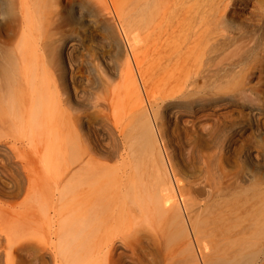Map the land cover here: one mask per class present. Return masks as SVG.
I'll return each instance as SVG.
<instances>
[{
    "label": "bare ground",
    "instance_id": "bare-ground-1",
    "mask_svg": "<svg viewBox=\"0 0 264 264\" xmlns=\"http://www.w3.org/2000/svg\"><path fill=\"white\" fill-rule=\"evenodd\" d=\"M103 1V3L109 4L113 11L115 10L114 13L116 12L115 7L118 4H114L117 0L115 2H113L114 0ZM141 1L137 0L138 4L140 3L137 6V13L139 12L138 16H141V22H139L142 25H137L139 19H135L138 28L136 29L133 26L134 22H131L135 28L131 30L132 32L136 30L139 32L141 26V33L139 32V34L144 35L140 40L142 43L137 46V49L142 52L137 63L141 65V68L142 66L147 68L146 65L153 61L152 65L149 64V66H156L151 68L155 69L156 74L153 75L152 70L150 78L153 75V77L155 76L154 79L157 78V81L154 80L156 81L155 87L150 84L151 93L149 92V94L154 99L155 124L161 133L162 141H165L166 146L164 147L170 151L168 152L170 154L168 156L170 157V165L168 164L170 172L167 171L163 163L164 159H161L158 151L152 123L149 122L148 116L140 107L143 104V102L141 104L142 94L135 93L139 88L135 80L132 79L133 77H131V81L133 80L134 82H132L136 86L129 81L130 78L128 79L129 84L132 83L130 85L135 91V94L133 93L135 96H133L136 100L135 115L133 114L132 122L129 120L131 125L123 124L119 118L111 121L109 114L105 115L106 113L95 116V119L78 110L81 97L85 92L74 86L75 75L73 69H71L72 60L69 56L74 46L72 39L66 40L67 42L63 45L60 43L62 46H60L59 54L68 57L71 71L64 70V76L65 79L69 76L73 92L69 91L67 87L59 91L57 85L51 83L52 80L50 82L44 81L48 73L45 68L49 56L47 61L44 58V55H48L47 52L50 49L48 43H35L36 45L32 47L35 49L33 51L29 50V52L26 50L27 45H24V42L22 45V41L15 42L12 47L10 45L7 48L4 47L6 44L2 45L0 42V192L4 190L24 192L25 196L30 197V200L33 201V206L35 205L41 212L46 214L58 207V201L62 199L63 191H60L61 186H63L62 183L65 181L70 182L72 179L74 184L70 188L73 189L74 194L73 222L66 227V231L61 232L60 230L58 232V229H52L53 223L50 220L48 221L50 236L54 235L57 240L65 241L72 251H75V248L82 249V245L85 246V241L90 239L91 232L93 234L99 224L103 228L105 227L103 224L107 220V227L108 225L112 228L114 226V228H117L119 225V227H122V224L127 223L125 221L127 219L129 221L130 217L133 218L136 212L138 214H141V212L146 213L144 216H142L143 214L138 216L141 219L148 217L146 216L147 212L156 215L158 221L165 217L167 223L169 222L170 225L181 228L176 229H178L177 231L181 230L182 233L187 222H184L181 210L186 209L187 205L185 203L183 205H186L185 208L179 209L181 203L178 205V197L175 194L176 191H174L171 178H173L174 183L176 182L175 186L181 184V187H177L183 196H180V198H184L185 202L187 200L188 206H194V209H196L195 204L198 203L197 196L196 199L194 196L200 189L202 191L206 190V195L212 197L215 192L225 194L230 189L238 187L244 181L243 177L249 181L254 178L248 172L245 175L242 173L243 176H240L238 172H235L238 171L237 169L232 172L228 170V172L222 162L225 153L232 154L236 150L235 143L237 142H235L234 132L239 131L240 133L242 131L243 133V129L248 128L257 134L259 133V137L264 135V127L261 128L264 122V83L262 82L264 67L261 65V61L263 63L264 60V0H150L154 4L152 5L155 10L151 8L152 5L149 4V0L142 1V3ZM92 2L96 1L92 0ZM170 3L175 10L172 9ZM24 4L21 0L19 10L21 24H24L27 20ZM93 6L95 5L93 4ZM106 6L108 8V5ZM124 6H126L125 3L122 8ZM155 6L157 7L155 8ZM14 7V4H9L5 9L0 5V20L3 21L6 18L5 16L14 17ZM177 10L181 11L182 14L177 16ZM124 13H126V10ZM120 17L124 21L125 16ZM246 20H257L258 24L247 23ZM125 23V26H128L127 21ZM97 25L95 23V27ZM102 26L99 25L96 29L107 31ZM110 41V43H115L114 39ZM142 69L146 71V69ZM128 70H130V67H128ZM128 73L132 74V72ZM147 76L149 79L148 73ZM255 76H258L259 81L253 83L254 80L252 82V79ZM142 80L147 81L146 78ZM146 81L145 84L147 85L148 82ZM154 81H152V84H154ZM239 107H241V110L242 108L246 110L249 118L245 124H239L237 121L236 115L239 116V112L240 115L242 114V111H237ZM170 122L174 123L175 126L177 125V127L180 124L192 128L194 131L200 130L201 133L207 136L204 144L207 147L212 146L214 152L208 153L207 156H201L197 149H194L195 152H193L206 169H209L210 159L213 157L215 159L217 175L208 182L206 187L202 185L199 187L197 182H193L191 179L187 180L189 178L186 177V179L182 174L183 172L179 168L180 165L175 160L176 152L172 149V143L168 138L169 134H167V127L168 125L171 126ZM65 124L68 129L67 134L71 137L68 138L70 140H66L67 142L62 138V127ZM127 128L130 130H127ZM225 129L231 132L232 135L223 138V130ZM127 131L129 132L128 137L126 135ZM126 137L130 139V143L127 142ZM201 140L203 141V139ZM118 142H120V145H118ZM64 146H67L66 148L70 147L67 151L70 149L74 153L71 157L68 156L70 158L64 157L65 159H57L59 161L56 162L53 154L56 156ZM119 148L122 149V153L119 152ZM217 149L220 150L218 154L215 153ZM124 151H128L125 156L123 155ZM252 152V150L245 152L244 157L246 160L243 163L247 165V169H264V164L258 161L259 156L257 158L259 153L253 155ZM51 153H53V156H50ZM58 157L60 158V155H57ZM117 159L121 160V163L117 166H115V162H113L114 166L109 164V162L112 163ZM54 160L55 162H53ZM127 160L132 161L135 165L132 164L133 166L131 165L128 168V164L127 168L124 167L123 163L125 161L127 163ZM234 163L236 162L234 161ZM169 173L172 177L169 176ZM258 181L260 180L258 179ZM235 189L232 191L234 192ZM225 190L227 191L225 192ZM232 191L230 192L234 194ZM219 193L216 195L218 196ZM217 204L221 203L218 202ZM223 207L224 205L220 207V210ZM208 211L211 212V210ZM223 211L219 214L222 217V220L220 219L222 221L221 225L217 223L219 222L217 220L216 224L218 225L203 229L206 231H203L202 234L200 232L195 234L198 236L200 233L199 240L213 246V261L210 263V261L205 260L204 264H264V211L261 212L260 209L259 213H255V217H251L253 220L256 218L255 222L250 223L247 221L249 223H238L239 225H237L239 221H236L234 210H232L234 212H231V210ZM215 214L217 213L215 212ZM248 216L250 217V214ZM240 218L243 219L242 216ZM134 219H137L136 215ZM101 221L103 222L102 225ZM96 223L97 225H95ZM35 224L37 226L40 223ZM124 225L126 229L129 226ZM194 226L195 224L193 228ZM198 226L197 228H201ZM73 227L74 231L70 232ZM98 230L100 231V229ZM123 234L126 233L123 232ZM173 235L175 236V234ZM180 237L183 238L182 235ZM1 241L2 234L0 233V243ZM118 241L120 244L116 242L107 243L106 255H109L115 261H110L112 264H123V259H126L127 262L130 261L131 254L132 256L135 254L132 253V250L138 247L133 244L135 248L132 246L134 248L132 249L131 246L125 243L126 240L124 241V239ZM135 241L138 245L139 238ZM6 242V257L2 261L1 258L3 257L0 256V264H10L6 258L10 255L13 246L15 249H20L27 245H25L27 242L25 240L16 241V245H13L9 239H6ZM141 242L140 240L139 244ZM117 245H121L123 248L121 253H117ZM210 250L212 251V248ZM39 251L41 255L45 256L47 254L45 247L39 248ZM189 251L193 250L190 248L188 253H190ZM72 253L74 254V252ZM116 253L118 258L115 259ZM208 253L211 254L210 251L203 254L205 258L207 257V260L209 258ZM188 255L187 264H198V258H195L197 254ZM109 256L107 257L109 258ZM52 259L54 261L57 259L55 253L52 254Z\"/></svg>",
    "mask_w": 264,
    "mask_h": 264
},
{
    "label": "rangeland",
    "instance_id": "rangeland-1",
    "mask_svg": "<svg viewBox=\"0 0 264 264\" xmlns=\"http://www.w3.org/2000/svg\"><path fill=\"white\" fill-rule=\"evenodd\" d=\"M22 1L25 3L24 6H25V13H26V18H27L24 24H21V16H20V11H19L21 0H0V5L4 7L5 9L9 6V4L10 5L14 4L15 6L14 7L15 8L14 17L5 16L6 18L3 17L4 18L3 21L0 20V42L2 43V45L6 44V46L4 47L7 48V46H10V45L12 47L13 44H15V42L22 41V45H23V42H24V45H27L26 47L27 51L29 50L33 51L35 48L33 49L32 47L36 45L35 43H44V42L46 44L48 43L47 45H49L50 49L48 50L49 52H47L48 55L47 54L44 55V58L46 59V61H47V57L49 56L48 57L49 60L47 61L46 63L47 65L45 68L46 72L48 73L44 81L50 82V80H52L51 83L54 85L56 84L59 91H62L65 87H67L69 88V91L73 92V89H72L73 87H72V83H70L69 81V76L66 79L64 76V70L65 71L67 70L70 72L71 69H73L72 71H74L73 74L75 75V76L73 75L75 88L82 89L85 92L83 93L81 97V100H80L81 104L78 110H80L81 113L92 116L94 118L95 116L97 117V115L100 116L103 113H106L105 115L109 114L108 116L111 118V121L114 120L115 118H119L121 122H123V124L126 123L125 125H128V124L131 125V122L133 120V114L135 113V110H136L135 108L136 100H134L135 99L134 94L138 92L141 93L142 94L141 99H143L141 101V104L142 102L143 104L140 105V107H142V110L148 116L147 118H149V122L153 124V125L151 124V126L153 127V130L156 132V133L154 132V135H155V139L157 142V147L159 148L157 149L161 155V159L162 158L164 159L163 163L166 166L167 171H169L168 164L170 165V161H169L170 157L168 156H170V154L168 152L170 151L166 150V147H164L166 146L165 141L164 140L162 141L163 138L161 136V133L159 132V129L155 124L156 116H155V108H154L155 107L154 99L153 97H151L152 95L149 94V92L151 93V85H154L155 87V82L157 81V78H155L156 81H154L155 76L153 77V75L156 74V71L154 72L155 69L154 70L151 69L156 66H152V67L149 66V64L153 62V61L152 62L150 61V63L146 65L147 68L145 66H142L144 70L146 69L147 71L146 72V71H143V69L141 68V65L137 63V61H139L140 59V54L142 55V52H140L141 50L139 51L137 49L138 48L137 46L140 43H142V41L140 40L143 38L144 35L139 34V32L141 33V28H142L141 26H140L139 32L137 30L135 32L134 31L132 32V30L135 28L137 29L138 28L137 25H142V23L140 24L141 16H138L139 12L137 13V6L140 3L138 4L137 0H117V1L114 0L113 2L116 1V4L114 3L113 4L114 5L118 4L117 7H115L116 12L114 13L115 10L113 11V9L109 7V4L103 3L104 2L103 0H93L96 2H92V0H58V1L57 0H49V1L47 0L48 2L47 1L45 2L44 0H22ZM123 1L126 6L122 8V6L124 5ZM142 1L146 2L147 0H142ZM151 2L152 1H150L149 4L152 5L153 3ZM93 4L95 6H93ZM106 5H108V8ZM153 5L151 7L152 9H154ZM156 7L157 6H155V8ZM171 7L173 10H175L173 5H171ZM124 8L126 10V13H124L125 12ZM120 10L122 11L120 12ZM122 12L125 15H123ZM177 13H178L177 16L182 14L181 11H178V10H177ZM136 14L137 16H135ZM120 16H122V18L123 16H125L124 21L125 22L127 21L128 26L127 25L126 26L128 28L125 26L126 23L123 20H121ZM134 17H137V18H134ZM125 18H128V19H125ZM135 19L136 20L139 19L138 24L135 23L137 22ZM128 20L130 21V23ZM120 21L122 22V24L124 23V25H122ZM246 21L247 23H257V20H246ZM131 22L132 23L134 22L133 26L135 28L132 26ZM95 23L96 25L98 23L97 27H95ZM130 24H131V27H130ZM99 25L100 26L104 25L102 26V28H105L104 30H107V31H103V30L100 31V29L99 30L96 29L98 28ZM129 27H130V31H129ZM125 28L129 32L127 30L125 31ZM71 39H72V43L74 46L71 49V53H69L70 59L72 60L71 61L72 68L70 69L68 57H66L65 55L60 56L59 49H60V46H62L65 42ZM112 39L115 40L114 42L116 44L110 43L111 42L110 40ZM60 43L62 45H60ZM4 47L2 46V48ZM150 59L152 60L151 57ZM48 62L51 64H49ZM261 65H263L264 67V60H263V63L261 61ZM128 67H130L131 71L128 70ZM152 70L154 74L152 75V78H150L151 77L150 73H152ZM127 71L132 72V74L128 73ZM142 71L143 73L144 72L145 73L144 74L141 73ZM147 73L149 75V79H151L150 81L148 79ZM128 74H129V77H128ZM143 75L147 79V81L145 80ZM48 77H50V79H48ZM131 77H133L132 79L135 80V83H137V86L139 88V89L137 88L138 89L137 92H135L132 89V86L130 85L134 82L133 80H132L133 82L131 81ZM129 78H130L129 81L132 82L130 84L128 81ZM142 79L148 82V84L146 85L145 81H143ZM53 80L57 82H54ZM152 81H154L153 82L154 84H152ZM257 81H259V78L258 76H255L252 79V82L255 83ZM262 82L264 83V77H263ZM129 85L131 86V88L129 87ZM133 85L136 86V84L134 83ZM135 90H136V87H135ZM145 91L146 92L148 91L147 92L148 94ZM149 97L151 98L149 99ZM239 108H237V111L238 112L242 111L241 112L242 114L240 115V112L238 113L240 117L236 115V117L238 118L237 121L239 124H245L247 123L249 118L247 116L246 110L243 108L241 110V107ZM169 124H171V126L168 125L167 127V130H168L167 134H169L168 138L172 143V149H174V151L176 152L175 160L178 161L177 163L180 165L179 168H181L180 170L183 172L182 174L185 176V178L186 177L189 178V179L186 178L187 180L191 179L193 182L194 181L197 182V185L199 184V187H201L200 185H202L203 187L204 186L206 187L208 182L211 181L215 175H217L216 170H215V163H216L215 159L214 157L210 159L209 169H206V167L203 166L200 160L196 157V154L194 155L193 152H195L194 149L195 150L197 149L201 156L202 155L207 156L211 154L212 152H214V149L211 148L212 146L210 147L208 146L210 148L209 150L206 144H204L205 138H207V136L201 133L200 130L194 131L192 128L184 127L180 124H179L180 126L178 125L179 127L178 128L177 125L175 126V124L171 122ZM62 125H64V123H62ZM66 126L67 125L65 124V126L62 127V138L65 139V142H67L66 140H70L68 138H71L69 137L70 135L67 134L68 129ZM263 127H264V122L262 123L261 128ZM128 128L127 130H130ZM223 131H224L223 138H226V136L232 135V133L229 132L227 129ZM253 132L254 131L249 130L248 128L243 129V133L242 131H240V133L239 131L234 132L233 135L235 134L234 136L235 142H237L235 143L236 150L232 154L229 152L225 153V155L223 154L224 156H223L222 165H224V168L227 169L226 171L229 170L230 172H232L237 169L238 171H235V172H238L240 176H243L248 172V173H251L252 176L254 177L252 180L250 179V181L243 177L244 181L241 183V185L242 184L243 185L242 186L238 185V187H235L236 189L233 188L235 189L234 192L232 191L233 189H230L229 191L225 190V192L227 191V193L224 192L225 194L221 192L220 193L215 192V194L212 197L211 196L208 197V195H206V190L202 191L200 189L199 192L195 194V196L194 195L193 196L194 198L197 196V199L196 198L195 199L198 200L197 201L198 203L201 202L199 204L197 203L198 205L201 204L200 205L201 207L195 204L196 209H194V206L193 207H191L190 205H189L190 207L188 206L187 200L186 202L184 201V198H182L183 196L181 192L177 189V187L179 186L181 187V184H179V186L177 185L175 186L176 182L174 183L173 178H171L173 181L172 184L174 185V191H176L175 194L179 198L178 199L176 197L178 205L181 203L180 204L181 207L179 209L180 210L181 208L184 209L185 206L187 205L186 209L181 210L183 220L184 222H187L185 223L186 224L185 228L184 229L182 228L183 229L182 233L180 232L181 230L177 231L178 229L176 228H179V227H174L173 225H170L169 222L167 223L165 217L164 219H159L158 221L156 220L158 218L156 215H153L147 212L146 216H148L149 218L144 217V219L146 220L145 221L144 219H141L140 217L138 218V216L143 213L141 212V214H138L136 212L137 214L134 213V217L136 215L137 219H134V217L133 218L130 217L129 221L128 219L127 221H125L127 223H124V224H126V226L128 225L130 226V227L128 226L127 229L124 224H122L123 228L119 227L120 226L119 225L118 226L119 229L118 227L114 228L115 226L113 228L109 227V225L107 227L106 223H108V221L106 220V222L104 223L106 225L103 224V226L105 227L102 228L100 224L97 227L98 229H100L101 232L96 228L95 231L93 230L94 231L93 234L91 232L92 236L90 237V239L88 241H85V246L82 245L83 247L82 249L75 248V251H72L71 248H68V245L65 243V241L57 240L54 235L50 236V233H49L50 226L48 225V221L50 220V222L53 223L51 226L52 229H56V230L58 229V232H60V230L62 232L64 230L66 231V227L70 223L73 222L74 215H73L72 205L74 204V194H73V189L70 188V186L74 184V181L72 179L71 181L69 180L70 182L65 181L62 183L63 186H61L60 191H63V193H62V199L58 201V207L55 210L47 212L46 214L44 212H41L39 208L36 207L35 205L33 206V201L30 200V197L27 198L24 192L19 193L18 191L4 190L0 192V233L2 234V241H1L2 244L0 243V247L2 248H0V250H3L1 251L2 253L0 252V256H2L3 258L1 257L0 258L2 259V261H4V257H6L5 251L7 249L6 239H9L11 243H13V245L17 244L16 241H21V240L27 241L25 243V245L26 244L27 245L24 248L21 247L20 249L19 248L15 249V247L13 246V248L10 250L11 253L6 258L10 262V264L11 263L13 264H112L110 263V261L113 262L114 260H112V258L109 255H106V247L111 242L113 243L116 242L117 244H120L118 243L119 242L118 240L124 239V241L126 240L125 243L128 244V246H131V247L133 246L134 248L135 246L136 247L138 246V247L136 249L132 247V249L135 250V251L132 250V253H135V254H133V256L131 254L130 256L131 260L128 262L126 259H123L124 261V262L122 261L123 264H187L186 260H188L187 258L189 256L188 254L192 255V253L197 254V257L195 255V258H198V261H199L197 262L198 264H204L205 260L210 261V263H212L213 257H214L213 246L212 245L210 246V244L208 245L207 242H202L201 240H199L200 233L202 234L203 231H206L203 229H206L208 227L218 225V224L221 225L222 217L219 214H221V212H224L223 210L225 211L231 210V212L235 211L234 212L235 218H237V220L236 219L235 220L239 221L237 222V225H239L238 223L247 224L249 222L250 223L255 222L256 218H254L253 220V218L251 219V217L252 216L255 217L256 216L255 213L256 214L259 213L260 209H261V212L264 211V200H263L264 199V195H263L264 194V183H263L264 169H256V168L247 169L248 168L247 165L243 163L246 160V158L244 157L245 152L252 150L253 155H257L258 153L260 154V155L259 154L257 155V158L259 156L258 161L264 164V150H263L264 149V135H261V137H259L258 135L259 133L257 134L254 132V135H253ZM128 133L129 132L127 131L126 133L127 137L129 136ZM127 137H126V140H128L127 142L130 143L131 141ZM236 138L238 139V141ZM201 139H203V141ZM118 143H119L118 145H120V142ZM66 147L67 146L62 147V149L58 152L59 154L56 151H54L55 153H57L56 156L55 154H53L54 152L51 153L50 156L54 155V159H56V162L59 160H62V158L63 159L70 158L72 154L74 153V151L69 149L70 151L69 152L67 150L70 147L68 148ZM217 150L215 151V153L218 154L220 150L218 151ZM120 151L121 153L123 152L121 148H119V152ZM128 151H124L123 155L125 156L126 152L128 153ZM57 155H60V158L59 157L57 158ZM118 160L119 159L112 161V163L115 162V166H117L118 164L121 163V160L119 161ZM234 161L236 163H234ZM53 162H55V160ZM112 163L109 162L110 165L114 166V163L113 164ZM132 164L134 163L129 160H127V163L126 161L125 163H123L124 167L126 168L127 166L129 168ZM240 166H241V169H240ZM169 176H171V173H169ZM257 178L260 181H258ZM255 179H256V182H255ZM260 182L261 184L259 185ZM230 191H232L234 194H232ZM217 193H219L218 196L216 195ZM228 194H230L231 196ZM180 196L182 197L180 198ZM221 200H223L222 201L223 203L220 202ZM240 200L242 201L240 202ZM218 202L221 204H217ZM185 203L186 205L183 206ZM214 204L215 206L216 205L217 206L215 207ZM259 204L261 207L260 206L258 207ZM222 205H224L225 208L223 207V209L221 208L220 210V207H222ZM244 206L247 208V210ZM198 208L199 210H197ZM237 208L239 209L237 210ZM188 209L190 212L188 211ZM208 210H211V212H209ZM22 211H26L27 213L26 212L23 213ZM199 211L204 214L205 212L207 213L205 215L204 214L202 215V213H200ZM185 212L187 213L185 214ZM215 212L217 214H215ZM236 213L238 214L236 215ZM246 213L250 214V217ZM145 214H143L142 216H144ZM244 214H246L247 216ZM238 216L240 217L242 216L243 219L240 217L239 219ZM231 217H234V216H231ZM159 218H162V217H159ZM147 219H150V220H147ZM217 220H219L220 223L217 222ZM163 222L165 223V225ZM216 222L218 224H216ZM35 223H40V224L36 226ZM97 223L95 225H97ZM102 223L103 222L101 221V225ZM188 223L189 224L191 223V224L189 225ZM234 223L236 222L234 221ZM194 224L195 226L193 228ZM168 226H170V228H168ZM197 226L201 228H197ZM72 231H74V227L71 228L70 232ZM175 231L178 233L180 232L179 236H178V233H176ZM123 232L126 234H123ZM198 232H200L198 236L195 235ZM184 233H187V234L183 235ZM173 234L177 236L175 237ZM110 235H111V238H110ZM180 235H182L183 238H181ZM185 236H186V239H185ZM138 238H139V242L137 245V243H135L137 241L135 240H138ZM140 240L142 241L141 244H139ZM133 244L134 245L136 244V245L134 246ZM40 246L45 247L47 251V254L45 256L41 255L39 251V248H41ZM207 247L208 249H206ZM190 248L193 250L191 251L192 253L190 251H189L190 253H188V250ZM211 248H212V251L210 250ZM116 249H117V253L119 252L121 253L123 251V248L121 247V245H117ZM78 250L81 253H78L79 252ZM209 251L211 254L208 253V256L211 259L208 258L207 260V257L205 258L203 254H207V252ZM72 252H74V254ZM51 253L53 255L54 253L56 254L57 259L55 261L52 259ZM117 253L115 254L116 256L114 257L115 259L118 258ZM107 256H109V258L111 259H109ZM203 257H204V260H203Z\"/></svg>",
    "mask_w": 264,
    "mask_h": 264
}]
</instances>
